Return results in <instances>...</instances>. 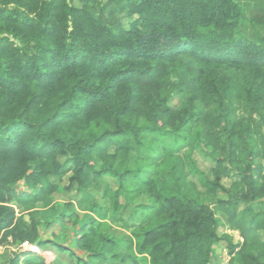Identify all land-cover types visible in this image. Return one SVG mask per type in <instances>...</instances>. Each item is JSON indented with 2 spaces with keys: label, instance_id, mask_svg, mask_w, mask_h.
<instances>
[{
  "label": "trees",
  "instance_id": "1",
  "mask_svg": "<svg viewBox=\"0 0 264 264\" xmlns=\"http://www.w3.org/2000/svg\"><path fill=\"white\" fill-rule=\"evenodd\" d=\"M263 130L264 0H0L1 242L55 264H211L224 242L227 264H264ZM66 177L77 198L46 226L72 236L40 239L16 207Z\"/></svg>",
  "mask_w": 264,
  "mask_h": 264
},
{
  "label": "rangeland",
  "instance_id": "2",
  "mask_svg": "<svg viewBox=\"0 0 264 264\" xmlns=\"http://www.w3.org/2000/svg\"><path fill=\"white\" fill-rule=\"evenodd\" d=\"M169 106L172 108H175L178 106V99L177 97H173L169 101ZM264 132V130H263ZM193 161L196 164V166L206 173L210 178H212L210 170L213 167V163L201 156L199 153L193 154ZM258 162L262 163L264 166V160L262 158L257 160ZM195 180V179H194ZM106 183L109 184L112 188L116 187V184L114 181L110 179L105 180ZM221 183L223 184L224 188L231 189V182L229 180H222ZM54 187H56L55 192L50 195V198L47 199V205L43 204H37L35 207V210L32 214H29L28 212H25L23 209H18L14 204H12L14 207H16V213L22 214L25 221L29 224L31 220H33L36 223V229L39 235L40 239L48 238L49 240H53L54 238H57L59 241H62L63 243L67 242L70 237L72 236L73 229L72 225L68 224H58L54 223L53 225L46 226L47 222H52L56 220L58 213L60 211V207L63 203H67L69 201H74L77 198V195L75 193H65V191H62L63 187L67 186V177L64 178L62 181H54L53 182ZM25 189L22 184L20 183V189ZM87 196L95 198L98 202L102 203L101 200V191L97 188L90 189L87 191ZM217 197L222 200L227 199V194L225 192H218ZM136 203H147L145 198L138 199ZM262 205H264V200L259 203V205H256V210L262 209ZM244 206L242 204L239 205V209L241 210ZM127 216V215H126ZM219 227H218V233H227L231 235L233 238L234 243L241 242V238L237 232L230 231L227 226L225 225V218L220 213H216L215 215ZM66 221V220H65ZM64 221V222H65ZM107 233H109L112 236H116L118 238L124 237L127 232L120 229L116 225H110L109 230L107 229ZM261 238L264 239V233H260ZM34 245H29L27 243L21 244L19 246H13V243L10 241V239L7 240V242H1L0 241V264H10L11 260L15 256L16 253H26V252H34L37 255L41 256L45 264H55L56 261V253L53 250V247L48 248H35ZM229 261V256L227 254L226 244L224 242H221L216 250V256L212 259L211 264H227ZM21 264V263H20Z\"/></svg>",
  "mask_w": 264,
  "mask_h": 264
},
{
  "label": "water",
  "instance_id": "3",
  "mask_svg": "<svg viewBox=\"0 0 264 264\" xmlns=\"http://www.w3.org/2000/svg\"><path fill=\"white\" fill-rule=\"evenodd\" d=\"M67 1H69V0H67Z\"/></svg>",
  "mask_w": 264,
  "mask_h": 264
},
{
  "label": "built area",
  "instance_id": "4",
  "mask_svg": "<svg viewBox=\"0 0 264 264\" xmlns=\"http://www.w3.org/2000/svg\"><path fill=\"white\" fill-rule=\"evenodd\" d=\"M36 248V247H35Z\"/></svg>",
  "mask_w": 264,
  "mask_h": 264
}]
</instances>
